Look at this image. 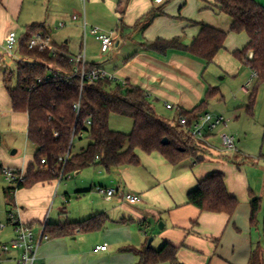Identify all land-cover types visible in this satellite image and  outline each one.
I'll return each mask as SVG.
<instances>
[{
    "label": "crops",
    "instance_id": "obj_1",
    "mask_svg": "<svg viewBox=\"0 0 264 264\" xmlns=\"http://www.w3.org/2000/svg\"><path fill=\"white\" fill-rule=\"evenodd\" d=\"M25 1L0 0V60L5 53L8 34L12 31L18 33L17 28L20 29V24L15 21H20ZM80 1L82 12L74 15L77 20H73L74 16L62 17L67 7L79 8ZM254 1L264 7V0ZM51 2L48 0L43 9L45 0L36 2L41 12L30 17L28 23L32 24L25 26L24 33L32 25H42L57 45L67 47L68 53L69 45L79 42L77 53H69L70 56L85 52L87 64L114 76L118 82L127 81L143 89L160 117V111L168 110L167 105L173 106L168 111H172L174 118L180 110L192 111L206 101L210 88H219V95L206 103L203 114L228 120L226 131L236 138L237 149L227 152L215 134L208 135L202 142L203 154L196 161L188 159L177 165L170 164L159 153L146 154L137 150L140 158L138 167L114 169L116 173L107 172L104 182L76 188L77 208L69 214L64 206L61 212L65 216L53 222L48 216L43 221L52 193L44 195V188L39 187L30 191L19 190L18 196L17 191L14 196L16 208L20 203L33 210L35 207L29 201L30 196L34 198L36 208L41 209L38 218H34L36 214H25L27 225L37 234L47 222L65 225L99 216L107 221L105 227L97 232L66 238L51 237L44 241L35 264H139L140 252L149 248L158 251L166 243L177 248L176 264H250L253 251L261 249L264 252V85L259 88L252 113H248L246 106L257 77L232 56L233 52L242 50L249 43L248 35L231 32L232 20L218 10L216 0H164L160 4L154 0H89L85 5L82 0H71L66 6L51 5ZM151 13H155L156 18L147 28H141L140 23ZM61 21L65 24L63 29L68 30L58 43L53 29L57 27L59 31ZM203 24L228 33L224 49L210 65L183 51L172 50L163 55L147 48L158 39H178L181 45L191 46ZM93 27L112 34L114 45L109 54L88 51V42L100 49L99 41L89 32ZM209 73L210 77L207 76ZM214 75H222V79L245 78V85L237 90L242 99L238 100L237 95L233 99L237 105L241 104L238 109L231 111L227 107V99L220 87L214 86ZM2 86L3 75L0 72V118H9L19 129H28V117L25 122L13 111L9 94ZM216 100L225 108H214L210 103ZM216 143L219 147H215ZM31 146L34 157L37 148L33 144ZM3 148L0 138V159H3ZM29 164L24 161L22 166L6 168L26 173ZM214 172L224 174L228 193L239 202L232 217L223 213L200 212L188 204V194ZM97 186L115 189L118 195L103 197V200L93 193ZM250 192L263 201L256 227L250 223ZM129 193L140 195L142 203H127L123 197ZM65 196L69 197L68 193ZM25 208L21 207V210L25 212ZM158 226H161L159 230ZM11 228L9 239L0 243H10L15 239V228ZM6 229L7 226L1 233ZM103 245L108 246L107 251H94ZM18 258L19 253L0 254V262L18 264Z\"/></svg>",
    "mask_w": 264,
    "mask_h": 264
},
{
    "label": "trees",
    "instance_id": "obj_2",
    "mask_svg": "<svg viewBox=\"0 0 264 264\" xmlns=\"http://www.w3.org/2000/svg\"><path fill=\"white\" fill-rule=\"evenodd\" d=\"M218 10L232 20L231 32L246 33L249 43L233 52V57L248 67L257 77L246 110L252 113L259 88L264 85V7L254 0H216ZM156 18L149 14L140 23L147 28ZM200 34L191 46H183L178 39H158L147 48L159 54L169 51H183L205 62L214 63L224 49L228 33L201 25ZM49 35L42 25H32L20 35L18 54L22 61L16 71L0 66L3 83L9 94L12 109L17 114L28 117L27 138L36 146L34 161L26 170L24 182L17 188L4 190L9 206H14V191L32 188L37 184L58 181L62 172L64 178L92 166H100L108 172L122 167H138L140 158L136 151L146 154L159 153L167 162L177 165L185 160H197L203 154V141L193 138L188 130L203 114L206 103L219 95V88H210L206 101L192 111L180 110L177 123H169L153 109L147 93L140 87L124 81H110L100 78L94 84L87 78L97 71L93 64H86V77L81 70L75 74L77 66L70 62L67 47L57 45L55 56L49 51H31L27 43L32 35ZM55 74L60 75L53 78ZM16 77V87L11 88ZM38 80L43 81L39 84ZM79 105V111L75 109ZM117 114L130 118L133 129L130 134L114 131L109 126V118ZM186 119L183 127L179 118ZM90 122V124H89ZM87 139L86 147L73 153L75 141ZM68 156L65 164L61 161ZM45 160L46 164H42ZM188 204L200 212L223 213L232 217L239 202L230 196L221 172L208 175L197 189L188 196ZM252 227L258 224L262 200L250 192ZM105 217H95L85 222L65 225L46 223L44 233L50 238H66L77 234H87L102 230ZM264 238V223H263ZM139 264H176L177 248L166 243L160 250L152 248L140 252ZM264 252L255 250L250 264H263Z\"/></svg>",
    "mask_w": 264,
    "mask_h": 264
},
{
    "label": "rangeland",
    "instance_id": "obj_3",
    "mask_svg": "<svg viewBox=\"0 0 264 264\" xmlns=\"http://www.w3.org/2000/svg\"><path fill=\"white\" fill-rule=\"evenodd\" d=\"M37 1L39 0H26L25 4L23 6L22 10V17L20 21L16 20V24H20V29L17 28L18 33L20 35L24 34L25 26L31 25L32 23H28L30 20V17L32 15H35L36 13H40L41 7H39V4L37 6ZM51 5L56 4L61 6H66L68 2L71 0H51ZM48 4V0H45V6L42 7L45 8ZM81 5V6H80ZM82 4L81 1L79 2V8H71L67 7L64 11L65 15L62 16L63 18L70 16L71 18L75 15V13H81ZM69 17V18H70ZM67 21V20H66ZM62 23L64 21H61ZM57 27H54L53 29V36L55 40L60 43L63 36L67 34L68 28L65 30L63 28H60V30H56ZM58 31V32H57ZM79 42L75 45H69V53L75 54L78 51ZM92 50H95L96 53L100 51V49H97V47H92V44L88 42V51L91 52ZM234 58V57H233ZM22 57L20 59H12L9 56H7L5 53L3 55V58L0 60V66L8 68L12 71H16L18 63L21 61ZM210 77V73L207 75ZM222 75H214V82H216V85L220 87L222 95L225 96L228 103V108L233 111L234 109H238L239 106L237 103L233 102L234 95H237L238 89L241 86L245 85V78L239 76L235 79L228 78V79H222ZM17 80L16 77L13 78L12 83L10 84L11 88L16 87ZM2 88L5 89V86H2ZM2 95V94H1ZM238 100H241L242 97L240 95H237ZM220 98V97H219ZM216 100L215 102L210 103L214 108L222 107L225 108L223 103L218 104ZM213 109H211V112ZM161 112V118L165 119L166 121L170 123H177V118H174V114L171 113L172 111H168L164 108ZM21 119L25 122H27V115L26 114H19ZM25 126V125H24ZM109 126L110 128L114 130H118L121 133L124 134H130L133 129V121L130 118L120 116L117 114H112L109 118ZM27 127L24 129L21 127L20 129L15 126L9 118H0V138L2 139V142L4 144V148L2 149L3 155L1 156L3 159H0V165L4 167H9L13 165H20L22 166L24 161L25 163L29 164V162L34 161L33 153H32V143L28 141L27 138ZM88 140L84 139L82 141L76 140L75 141V148L73 149V153L78 152L81 148L86 147L88 144ZM215 147H219L216 143ZM16 152V154H14ZM108 171L100 166H94L88 169H85L82 173H73L72 175L68 176L65 180L59 182V181H53L52 183H46V184H37L32 188H27V191H30L31 189H35L36 187H39V189H42L43 194L48 196V193H52V196L46 205V212L44 214L43 221L45 220L46 216L51 219V221H55L58 219H61L65 216L61 211L62 208L65 206L67 213L70 214L71 211H74L77 208V205L79 203V200L77 199V194L75 193L76 190L81 186H90L92 183H99L104 182V178L108 176ZM112 174L116 173L115 170L110 171ZM9 184L5 181L4 177L0 174V224H4L7 226V229L1 233L0 231V242H4L5 240L9 239L11 235V223L9 222L10 219V213H13L15 216V219L21 220L22 223L27 224L26 216L28 215L36 214L34 218H38V216L41 213V209L36 208V205H34V198L29 196V201L33 203V207H35L33 210L29 209L28 206H25L24 204L20 205L18 203L17 208L15 206H9L7 203V200L5 198L3 189L7 188ZM77 188V189H76ZM58 192V194H57ZM72 192V193H71ZM21 193V191H18L17 196ZM24 195H27L26 192H23ZM68 193V196H65V194ZM92 193V192H91ZM93 193H96L100 196L101 199L104 196L100 195L93 189ZM57 195V197L55 196ZM22 195V194H21ZM20 195V197H21ZM90 195V193L88 194ZM26 197V196H25ZM21 199V198H20ZM63 199V202H61ZM15 200V198H14ZM21 207H26L25 212L21 210ZM14 228V227H13ZM157 230H159V226L157 227ZM152 237V236H151ZM159 250V249H158ZM0 264H15L13 261H3L0 262ZM257 264V263H256Z\"/></svg>",
    "mask_w": 264,
    "mask_h": 264
},
{
    "label": "built area",
    "instance_id": "obj_4",
    "mask_svg": "<svg viewBox=\"0 0 264 264\" xmlns=\"http://www.w3.org/2000/svg\"><path fill=\"white\" fill-rule=\"evenodd\" d=\"M82 1L85 5L89 0H82ZM154 1L155 3L158 4L164 2V0H154ZM77 18H78L77 16H74L73 20H77ZM64 26H65L64 23L60 24V28H63ZM85 31H86V25H85ZM89 32L93 36H95L96 39L99 41L101 53L103 55L109 54L114 45L112 34L104 32L99 27H93ZM19 38L20 36L18 35V33L14 31L10 32L7 36L5 43V54L12 59L21 58L18 54V48L20 44ZM27 47L31 51H39V52L49 51L53 56H55L60 52L53 38L50 35H44L42 33L32 35L27 43ZM69 60L71 63L77 66V69H75V74L78 73L79 70H81L82 77L85 78L86 73L84 68L87 64L85 52H82L76 57L70 56ZM59 76L60 75L55 74L53 78H58ZM87 78L93 84L97 82L100 78H108L110 81H117L114 76L108 75L105 72L99 70L94 71ZM38 82L39 84L43 83V81L41 80H38ZM75 109L79 111V105L76 106ZM167 109L172 110L173 106L167 105ZM179 121L183 127H186L187 125L186 119L180 117ZM227 123L228 120L225 117L213 116L211 114H203L199 117L198 121L194 123L193 128L188 130V132L193 138L198 139L200 141H205L208 135L215 134L220 140V143L225 151L234 152L237 149L236 138L232 134L226 131ZM67 160H68V156L62 159L61 161L63 162V164H65ZM42 164H46V161L43 160ZM0 174L4 177L5 181L9 184V187L11 188H17L21 183L24 182L25 179V173L23 171H14L2 165H0ZM63 180H65V178L62 168V172L58 181L61 182ZM94 189L97 193H99L104 197L112 198L118 195V191H116L115 189L104 188L101 186H97ZM16 192L17 190L13 192L14 196ZM123 198L127 203L131 205H138L142 203V197L138 194L129 193L124 195ZM9 222L15 228L16 237L10 243H0V254L8 255L13 252L19 253V258L17 259L18 264H35L36 260L38 259V251L41 244L44 241H48L50 239V236L44 233L46 224L41 229L40 233L37 234L31 226L22 223L21 220L15 219L13 213H10ZM5 228H6L5 225L0 224V231L4 230ZM107 249L108 246L103 245L96 247L94 251L96 253H99L102 251H107Z\"/></svg>",
    "mask_w": 264,
    "mask_h": 264
},
{
    "label": "water",
    "instance_id": "obj_5",
    "mask_svg": "<svg viewBox=\"0 0 264 264\" xmlns=\"http://www.w3.org/2000/svg\"><path fill=\"white\" fill-rule=\"evenodd\" d=\"M160 227H161V226H159V228H160ZM151 241H152V240L149 241V245H150Z\"/></svg>",
    "mask_w": 264,
    "mask_h": 264
}]
</instances>
